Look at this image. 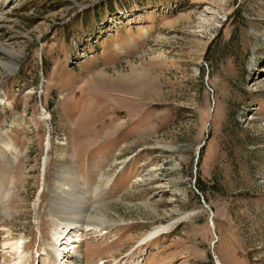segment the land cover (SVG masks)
Listing matches in <instances>:
<instances>
[{"label": "rangeland", "instance_id": "rangeland-1", "mask_svg": "<svg viewBox=\"0 0 264 264\" xmlns=\"http://www.w3.org/2000/svg\"><path fill=\"white\" fill-rule=\"evenodd\" d=\"M8 2L0 264H59L70 168L110 223L79 224L64 264H264V0Z\"/></svg>", "mask_w": 264, "mask_h": 264}, {"label": "bare ground", "instance_id": "bare-ground-1", "mask_svg": "<svg viewBox=\"0 0 264 264\" xmlns=\"http://www.w3.org/2000/svg\"><path fill=\"white\" fill-rule=\"evenodd\" d=\"M72 1H75V0H72ZM10 10H11V3H9L8 0H0V25L5 21L6 12ZM0 50L4 52L5 54H8L11 57L10 60H5V59L0 58V65H2L6 70H8V72L15 71V69H17L18 67V64L15 60L19 58L21 54L12 52L7 46L1 43H0ZM263 71H264V67H263ZM259 82H264V77ZM3 104L6 107V106H9L10 102H8L7 100H3ZM45 115H46L45 120H50L51 118L50 115H48L47 113ZM2 142L5 146V149L10 150L12 148L11 142L6 141V140H3ZM47 144L49 147L50 141ZM1 156L4 159L7 158L8 160H10L8 162V170H10L13 166L12 164V162H14L13 158H10L6 153H2ZM46 159H44L45 166L43 165L45 169H46V163H45ZM58 178L59 179L68 178L70 179V182L67 181L63 187L58 182L56 184V188L52 191V194L54 196L53 214L55 217L59 219L61 227L55 230L52 234L53 243L51 244V246L53 250L51 251L53 252V256H55L59 264H64L65 262L64 259L67 258L69 255H71L75 248L80 246L79 245L80 228L78 227L79 224L89 225V224H93L96 222L97 223L103 222V223L108 224L110 223V221H108V219L102 212H100V214L91 215L93 210L91 211L90 209L86 208L87 207L86 201L87 200L90 201V199L88 197L85 198V196H83L79 192L81 185H79V181H76L77 180L76 172H74L73 168H70L69 170L61 169V171L58 172ZM4 180L5 179L3 178L2 180H0V215L7 214L9 209L8 210L5 209V206L8 205L10 199L12 198V188L9 187L7 189L6 184H5L6 180L5 181ZM39 205H40V201L39 202L37 201L35 205V209L39 208ZM94 209L97 210L98 208H94ZM160 232L162 233L163 231L159 229L153 232L151 235L157 236L158 233Z\"/></svg>", "mask_w": 264, "mask_h": 264}, {"label": "water", "instance_id": "water-1", "mask_svg": "<svg viewBox=\"0 0 264 264\" xmlns=\"http://www.w3.org/2000/svg\"><path fill=\"white\" fill-rule=\"evenodd\" d=\"M47 152V151H46ZM48 157V152H47V154H46V156H45V159ZM44 172H45V170H44ZM44 187V186H43ZM43 189V188H42ZM42 189H41V191H42ZM203 204L207 207V208H210L206 203H205V201L203 200ZM170 229V226H168L167 227V231ZM163 233H166V232H163ZM162 234V233H161ZM215 246V243H213V245H212V247H214ZM213 252V258H214V260H215V264H220V262H219V260H218V257H217V255H216V252H214V251H212Z\"/></svg>", "mask_w": 264, "mask_h": 264}]
</instances>
